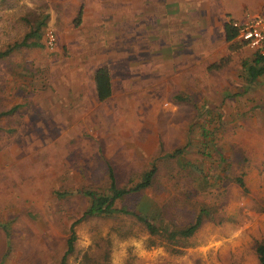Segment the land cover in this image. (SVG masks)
Masks as SVG:
<instances>
[{
  "label": "rangeland",
  "instance_id": "1",
  "mask_svg": "<svg viewBox=\"0 0 264 264\" xmlns=\"http://www.w3.org/2000/svg\"><path fill=\"white\" fill-rule=\"evenodd\" d=\"M168 3L0 0V52L38 29L37 45L0 57V264H259L264 79L242 67L255 51L204 30L161 32L175 20ZM99 66L111 84L102 101ZM152 166L150 186L115 208L159 232L122 212L82 217L85 190L108 194L109 168L131 187ZM198 214L192 235L171 236Z\"/></svg>",
  "mask_w": 264,
  "mask_h": 264
},
{
  "label": "trees",
  "instance_id": "2",
  "mask_svg": "<svg viewBox=\"0 0 264 264\" xmlns=\"http://www.w3.org/2000/svg\"><path fill=\"white\" fill-rule=\"evenodd\" d=\"M37 30L38 29L27 33L20 43L14 44L12 49L19 48L21 46L31 47L37 45L36 41H28V39L32 35L34 36L37 33ZM225 37L227 41H233L236 37V31L231 27L230 24L225 25ZM12 49H8L4 52H0V57L8 54ZM243 66H245V72L249 77L250 81L255 80L256 78L264 75V55L255 53V56L253 57L251 62L243 63ZM93 76H94V82H95L98 99L100 101L107 99L111 95V84L107 69L105 67L98 68L94 72ZM11 111L12 110H10L9 112ZM1 114H6V113H0V115ZM108 172L110 178V186H109L108 194H97L93 190L84 191V194L90 198L91 204L89 209L85 211L82 217H85L87 215H91V216L111 215L114 214L115 212H122L125 214H130L134 216L137 220L142 222L146 227V229L148 230V232L150 233L159 232L160 231L159 228L156 227L147 216L139 213L138 211L135 210L129 211V210L115 208V202L117 199H120L123 196L128 195L129 193H134L150 186L156 172L155 166H152L149 169H147L143 173L141 179L131 187H118L116 184V180L112 168H109ZM237 181L240 185L243 186V181L241 178H238ZM201 217H202L201 214H198L195 217L192 224H190L186 228L172 232L171 236L186 237L192 235L199 228L201 224ZM74 225L75 223H73L71 226L70 236L67 240L66 254H68L73 250V244L75 241V232L73 230ZM255 252L257 255L258 263L264 264V242H259L257 244L255 248Z\"/></svg>",
  "mask_w": 264,
  "mask_h": 264
},
{
  "label": "crops",
  "instance_id": "3",
  "mask_svg": "<svg viewBox=\"0 0 264 264\" xmlns=\"http://www.w3.org/2000/svg\"><path fill=\"white\" fill-rule=\"evenodd\" d=\"M168 1H169L168 5L165 4L162 5L161 13L168 12V14H172L175 17V20H171L170 22L167 21L166 23H164V20H162L160 25L161 32L167 31L169 34H173V32L180 34L185 32H190L193 35H195V33L196 35H199L200 32L204 30L210 34L216 33L217 35H214V37L216 39L221 37V39L223 40H226L225 37L226 24H229V22L233 19H237V20L243 19V15L246 11L254 13L259 11L261 7L264 6V0H168ZM132 6L133 7L131 8L136 10L137 8L136 2L133 3ZM173 27H177V28L175 30H172ZM151 28L154 29L152 26H150V29ZM154 31L158 32V28L154 29ZM168 38H173V36H168ZM233 41L237 42L236 44L238 46L248 47L247 45L237 40L236 38ZM261 49H262L261 52L255 49L253 50L255 51V53L264 55V43ZM101 67L104 66H99L95 68L93 71L95 72L98 68ZM242 67L245 71V66H243V64ZM93 75H92V82L94 84L95 94L97 97ZM261 77L262 79H264V75H262L256 78L255 80L250 81L249 77L247 76L248 82L250 83H253L254 81H256ZM259 88L260 89L258 90L257 95L258 97L264 99V85L260 86ZM263 156H264V139L262 140L261 143L260 153L257 154L259 171Z\"/></svg>",
  "mask_w": 264,
  "mask_h": 264
},
{
  "label": "built area",
  "instance_id": "4",
  "mask_svg": "<svg viewBox=\"0 0 264 264\" xmlns=\"http://www.w3.org/2000/svg\"><path fill=\"white\" fill-rule=\"evenodd\" d=\"M236 31V39L250 48L262 51L264 43V6L257 12H245L243 19H233L229 22ZM45 46L53 49L57 43V36L53 29H47L44 34ZM260 173L264 175V156L260 164Z\"/></svg>",
  "mask_w": 264,
  "mask_h": 264
}]
</instances>
